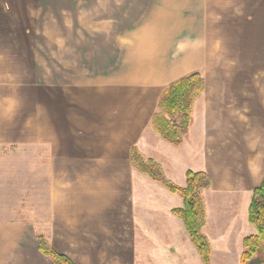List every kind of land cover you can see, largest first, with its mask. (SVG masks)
<instances>
[{
  "label": "crops",
  "instance_id": "0c3cea01",
  "mask_svg": "<svg viewBox=\"0 0 264 264\" xmlns=\"http://www.w3.org/2000/svg\"><path fill=\"white\" fill-rule=\"evenodd\" d=\"M224 5L0 0V156L23 163L19 180L44 182L47 203L40 226L0 220V264H53L40 238L73 264L156 255L183 264L169 248L184 238L200 264L172 214L182 199L132 168L133 148L178 187L188 171L208 175L202 233L210 264H240L243 239L256 234L248 208L264 178V80H245L250 92L220 93V79L209 77L220 69ZM196 72L207 73L204 90L176 148L153 131L152 116L168 85Z\"/></svg>",
  "mask_w": 264,
  "mask_h": 264
},
{
  "label": "rangeland",
  "instance_id": "374dc122",
  "mask_svg": "<svg viewBox=\"0 0 264 264\" xmlns=\"http://www.w3.org/2000/svg\"><path fill=\"white\" fill-rule=\"evenodd\" d=\"M233 1H235L234 5L228 4L230 0H226V5L223 8L220 6V54L216 55L218 58L215 59L220 63V69L212 68L208 71L209 77L220 79V93L241 92V90L250 92L248 85H241L247 83L245 80L253 77L264 80V0ZM3 72L9 77V71ZM206 76L207 73L204 78ZM204 78L202 77L203 80ZM257 88L264 89L263 86ZM6 156L7 151L2 150L0 162L3 164L0 166V173L4 174L2 177L6 180H0V220L26 219L40 226V215L45 216L47 210L46 197L42 195L44 182L38 179L40 176H36L38 180L32 183L19 180L25 176L23 163L16 165L17 163L14 162L6 165L8 164L5 162ZM161 172L165 177L162 169ZM30 195L32 198H29ZM180 235L182 234L179 232L177 237ZM189 243L192 245L191 241ZM178 244L179 248L172 246L169 251L177 252L176 257L181 263L193 264L184 238H179ZM193 249L196 250L194 246ZM198 256L196 257L199 258V263L203 264ZM153 258L150 262L135 260V264H171L168 259L160 255Z\"/></svg>",
  "mask_w": 264,
  "mask_h": 264
},
{
  "label": "trees",
  "instance_id": "16d2710c",
  "mask_svg": "<svg viewBox=\"0 0 264 264\" xmlns=\"http://www.w3.org/2000/svg\"><path fill=\"white\" fill-rule=\"evenodd\" d=\"M204 80L199 73H192L170 85L162 92L157 111L152 116L153 131L166 143L179 147L186 137L192 121L194 101L204 90ZM131 166L150 180L160 183L183 201V207L172 211L184 225L185 231L203 264H210V245L202 233L205 225V209L202 193L208 190L210 179L205 173L188 171L186 185L181 188L163 176L160 166L151 159L145 160L136 148L131 150ZM248 222L256 228V234L243 239L240 264H247L253 258H260L264 264V178L253 191L248 208ZM39 251L53 264H73L67 257L57 254L46 240L40 238Z\"/></svg>",
  "mask_w": 264,
  "mask_h": 264
},
{
  "label": "water",
  "instance_id": "95a60500",
  "mask_svg": "<svg viewBox=\"0 0 264 264\" xmlns=\"http://www.w3.org/2000/svg\"><path fill=\"white\" fill-rule=\"evenodd\" d=\"M247 264H262V260L258 257L253 258L252 260H250Z\"/></svg>",
  "mask_w": 264,
  "mask_h": 264
}]
</instances>
